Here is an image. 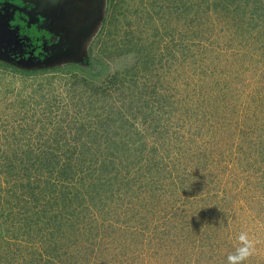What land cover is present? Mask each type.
Listing matches in <instances>:
<instances>
[{
	"label": "rangeland",
	"instance_id": "rangeland-1",
	"mask_svg": "<svg viewBox=\"0 0 264 264\" xmlns=\"http://www.w3.org/2000/svg\"><path fill=\"white\" fill-rule=\"evenodd\" d=\"M17 1L57 42L39 62L0 59V264H226L241 231L258 242L246 264H264V0H122L113 13L106 0H93L97 3L87 11L96 12H69L67 19L62 10L48 15L50 5L41 0ZM60 5L64 12L74 9ZM227 9L232 13L223 17ZM222 26L225 31H219ZM101 30H118L117 39L127 35L149 48L156 64L151 75L156 76L134 69L140 75L132 83L135 98L143 101L139 91H152L162 76L158 93L168 94V88L180 96L187 92L181 96V105H187L165 115V121L162 114L146 109L140 114L142 104L133 100L131 114L125 112L134 126L132 134L122 132L123 144L112 159L114 169H121L119 180L112 182L114 169L89 165V157L85 161L95 171L83 173L85 178L99 179L95 185L108 189L99 196L91 184L82 188L76 177L65 180L71 179L69 166L85 159L72 145L57 149L46 143L40 149L37 143L77 138L91 148L88 156L108 155L99 148L101 134L93 119L91 129L76 130L79 126L70 127L57 112L76 92L73 80L56 69L68 63L86 65L88 47ZM210 31L215 33L211 42L224 48L202 58L193 42H206ZM136 57L137 52L116 58L112 71L133 68ZM74 89L82 90L83 100L92 94ZM196 90L204 97L192 105L189 96ZM127 103L132 100L124 102L118 91L100 98L99 106L107 107L102 115L111 118L106 131H115L118 110ZM85 113L80 109L81 121ZM210 113L215 116L209 118ZM175 145L183 148L176 150ZM240 151L245 156L238 160L235 153ZM28 153L42 160L41 170L37 158L24 164ZM233 157L246 167L243 172ZM49 160L55 170L47 182L54 193L33 178L49 172ZM31 180L37 183L34 192L26 184ZM64 190L70 192L65 198ZM65 199L76 208L73 220L62 230L54 222L44 226L46 217L60 213Z\"/></svg>",
	"mask_w": 264,
	"mask_h": 264
},
{
	"label": "trees",
	"instance_id": "trees-1",
	"mask_svg": "<svg viewBox=\"0 0 264 264\" xmlns=\"http://www.w3.org/2000/svg\"><path fill=\"white\" fill-rule=\"evenodd\" d=\"M233 1L235 4V1H237V0H233ZM239 1H241V2L243 1L245 3V2H248L250 0H238V2ZM106 2L108 3V7H109L111 13H113V11L119 5V3H122V0H106ZM215 2L216 1H213L212 3L214 4ZM235 9H238L237 5H235ZM239 10H240L241 15L243 17L245 14L244 8L241 9V7H240ZM228 13L231 14L232 10L227 9L226 13L224 12V15H222V16L225 17L228 15ZM111 17H113V14L110 15V18ZM114 20L115 19L112 18L111 23ZM223 29H224V27L222 26L219 31H222ZM252 30H253L252 28H249V30H247V32L250 33ZM224 31H225V29H224ZM118 34H119L118 30H116V31L108 30L105 33L101 30V33L98 35V37L96 39H94V41H92L88 47L87 57H86L87 58L86 65H80L78 63H68L65 67L56 69L57 71H60L59 73H62L64 77H68L69 79L73 80V85H72L73 91L72 92H76V93H73V96L71 97V103L69 105L61 106L62 109L57 108V112L59 113L60 117L66 118L67 125H70V127H73L74 129L76 128V125L79 126L76 130H80V129L85 130L86 128L91 129L93 127V125L91 124L92 121H90V120L93 119L96 130H98L99 131L98 133L101 134V136L96 139V140H98L99 148L100 147L103 148L105 150V153H107L108 155L107 156L105 155L104 157L88 156V154L90 155L91 148L87 145V142H85L81 139H77V138H76V140H75V138H73V141L71 143L69 141H67L64 137L58 138L57 140H53V142H48L51 140H46L44 142L38 141V143H37L38 147L40 149H42V148L45 149L46 143H49L50 146H55L57 149L63 143L72 145L75 154L78 157H80V158L83 157L85 159H83L82 162H80V165H78V163H73L69 166L71 171H69L68 174L71 176V179H70V177H67L68 179H65V180L70 181L76 177V178H78V180H80L82 188L86 184H87V187H89V185L91 184L94 188V191L99 196H102V194L106 193L108 191V189L104 190L105 187H100V184L98 186L95 185L96 181L99 179H92V181H93V183H92V181L85 178L88 175H84L83 173L94 174V172H95L93 170H90V168L87 166L85 161L89 157L90 158L89 159L90 160L89 165L91 163H93V164H95L96 168H98V167L109 168L110 167L112 170L114 169V163H113L114 161L112 159H114V156L120 152V150L118 149V146L123 144V142L120 141V139H122V132L125 131V129H126L127 131H125V134H126V137H128L132 134V133L130 134V132L132 131V129L134 127L133 123L129 122V119H127V116L125 115L126 114L125 112H128V115H130L131 114L130 112L133 110V108H135V106H133L134 105L133 100L135 102L137 100V103L142 104L140 107L141 108L140 114H141L142 110L146 109L145 112L152 111V112H155L158 114H162L163 119L165 121H166V119L164 118L165 115L174 114L178 110H182V107L184 106V104L187 105L185 102L183 105H181L182 98L184 99V97H187V92L184 93L183 95H181L182 98L180 96V93H175L173 90H171L169 88L167 89L168 94L167 93H158L157 87L159 84H162V83H159L160 82L159 78L162 76H157L158 82H155L152 85V91L146 92L145 91L146 88H142V91H139V94L142 95V97H143V101H140V98H139V100H138V98H135V96L138 95V93L136 92L137 87H135V85H132V83L137 84L138 80L140 79V77H139L140 75H138L134 69H140L142 71H148V72H150V74H149L150 76L149 75H142V76H149L150 78H152V77L156 76V75H151V73L153 72V69H156L155 68L156 64H155V61L153 60L154 58L151 55V52L147 50L149 48L147 46L145 47V45L142 44L143 42H141L140 39H135V40H133V38L129 39V38H127V35H126V39H125V35H124V39L118 38L119 39L118 40L117 39ZM214 35H215L214 31H210L209 34L205 35V37H204L206 42H203V41L201 43H199L200 41L197 43H195V41L193 42V44H196L195 46L197 48L196 52L198 53L197 54L198 56L200 55L203 58L207 53L208 54H209V52L212 53V50L217 55H218L217 52L223 51V48H224L223 46L218 45V44H213L211 42ZM135 52H137V57L135 58L136 63L133 66V68H131V69L127 68L123 71H114V72L112 71L113 68L116 67V65L118 63V60H117L118 58H120L123 55L129 54V53L131 54V53H135ZM186 52L189 53L190 50H186ZM1 60H3V59H1ZM5 61H9V60H5ZM157 68L162 69L161 66H159ZM127 78H130V79H127ZM128 82L131 84L127 85L126 83H128ZM148 82H149V80H148ZM118 84H120V86ZM121 84H122V86H121ZM78 86L84 90V93L90 92L92 94H90L87 97H84V100H83L82 97L80 96L82 93L81 92L82 90L74 91L75 90L74 88H76ZM115 91H118L120 93L124 102L126 101V99H131L132 103H127L126 108H123L122 110H120V109L118 110L119 111L118 112V114H119L118 119L116 120V123L114 124L115 131H109V130L106 131L108 125L106 126L105 123H108L111 118L108 121L109 114L106 113V114L102 115V112L104 110H106L107 107L99 106L100 105L99 100H100V98H105V97L107 98V96L113 97V95L115 94ZM190 96H189V99L192 100L191 101L192 105L194 104L195 100H198V99L204 97L198 90L194 91V94L190 95ZM202 101H203V99H202ZM205 103H206V101H203V102H201V105H204ZM137 106L139 107V105H137ZM67 107H70V110ZM83 108L86 109V113L83 115V121H81L80 117L82 116V114H79V112H80V109H83ZM59 110H61V111L59 112ZM155 113H153V116L156 115ZM204 113L205 112H203V115H204ZM208 115H209V118H213L215 116L212 113H210ZM149 116L150 115L148 114V117ZM138 117H139V115H136V119ZM144 117L146 118L147 114H145ZM77 121L79 122V124H77ZM231 122H232V119L230 116V123ZM162 124H165V123H161L159 125L162 126ZM99 127H100V129H99ZM101 127H103L102 130H101ZM209 132L211 135V128H209L208 133ZM136 137H137V135H136ZM79 140H81V143L79 142ZM183 145H184V143H183ZM183 145H181L182 148H183ZM195 145H197V144H195ZM29 146H32V145L30 144ZM181 146L179 147V146L175 145L174 148H176V150H181ZM81 149L83 150V152L81 151ZM251 149H253V148H251ZM235 154H237L238 160H239V158L243 157L244 152L240 151V152L235 153ZM32 156L33 155L30 156V153H28L26 155V158H25L26 161H24V164H26L27 161L28 162L31 161V163H35L36 161H34V160L37 158L38 160L35 164L38 163V168L44 166V164H40V162H42V160H39L38 155H37V157H34V156L32 157ZM234 158H236V157H233L232 161L235 163V165H237L240 168V171L243 172L246 167H244L243 165H239L234 160ZM52 160H54V158ZM77 160L78 159L76 158L75 161L77 162ZM45 165L49 168L48 169L49 172H39L36 175H34L33 178L37 179L38 184H39V182L43 183V186L50 188L52 190V193H54L53 192L54 188L51 185H49V183L47 182L48 177H51V174L53 173L52 170H55L53 168L54 162L52 163L49 160V163L45 164ZM27 170H28V167H27ZM38 170H41V168H39ZM101 170L103 172H106L105 169H101ZM112 170L110 172H112ZM65 171H66V167H65ZM163 171H165L164 168H162V171H160L158 173L159 177L155 176L157 183H160L159 180H162L160 173ZM54 173H56V172H54ZM119 173L122 175L120 167L116 166V169H114V173H111V174H114V177H112L113 178L112 180H114V181H112V182H117V180H119L118 178H119V176H121V175H119ZM43 174H45V175H43ZM91 176L92 175H90L89 177H91ZM28 178H30V175H28ZM37 183L33 182V181H32V183H30V181L26 182V184L29 186V188H30V190H32V192L36 191L34 184H37ZM155 185H157V184H155ZM156 189H158V186H157V188H155L153 186V190H156ZM65 192H66V194L65 193L63 194L64 198H65V196H67L70 193L69 191H65ZM41 193H43V192H41ZM44 193H46V192H44ZM90 201L93 202V197L90 198ZM15 205L16 204H14L10 207V211H14ZM92 205H94L95 207L98 206L97 203H93ZM70 207H71L70 199L62 200L61 207L59 205V208H60L59 212L60 213L52 215L51 217H46L45 218L46 221H45V223H43V225L45 226L50 222H54L55 224H57L58 228L60 230H62L63 227H65L64 225H66L67 223H69L73 220V218H72V217H74L73 211L76 208L72 209V207L71 208ZM112 215L114 216V215H116V213H112ZM77 225L78 224H76L75 227Z\"/></svg>",
	"mask_w": 264,
	"mask_h": 264
},
{
	"label": "flooded vegetation",
	"instance_id": "flooded-vegetation-1",
	"mask_svg": "<svg viewBox=\"0 0 264 264\" xmlns=\"http://www.w3.org/2000/svg\"><path fill=\"white\" fill-rule=\"evenodd\" d=\"M8 3L15 5L14 10H11L13 7L6 6ZM27 12L25 5L17 0L0 1V24L10 29L12 34L5 52L13 61L22 64L29 63V59L33 62L42 61L50 53V47L57 42V39L42 26L41 21L36 16L31 17Z\"/></svg>",
	"mask_w": 264,
	"mask_h": 264
},
{
	"label": "clouds",
	"instance_id": "clouds-1",
	"mask_svg": "<svg viewBox=\"0 0 264 264\" xmlns=\"http://www.w3.org/2000/svg\"><path fill=\"white\" fill-rule=\"evenodd\" d=\"M237 246L226 257V264H246L256 250V240L250 237L247 231H241L236 237Z\"/></svg>",
	"mask_w": 264,
	"mask_h": 264
},
{
	"label": "crops",
	"instance_id": "crops-1",
	"mask_svg": "<svg viewBox=\"0 0 264 264\" xmlns=\"http://www.w3.org/2000/svg\"><path fill=\"white\" fill-rule=\"evenodd\" d=\"M96 1H98V0H96ZM96 1H93V0H41L40 2H42V4H49L50 5V7L48 8V15L51 16V14L60 12V10H62L61 13H60V15H63L62 17H64V18L67 19L68 15H69V12H73V13H75V12H82V13H87V14L88 13H92V12H96L94 10L87 11L88 9H91V7L94 8V5L93 4ZM99 1H101V0H99ZM60 4H62V5H68L69 8L72 6L74 9L71 10V8H70V10L68 12L67 11L64 12L63 11L64 9H59V7L61 6ZM99 7H100V5H99ZM80 16H82V15L80 14ZM80 18H81V21L82 20H87V17H85V18L80 17ZM71 21L73 22V21H75V19H73V17H72Z\"/></svg>",
	"mask_w": 264,
	"mask_h": 264
},
{
	"label": "water",
	"instance_id": "water-1",
	"mask_svg": "<svg viewBox=\"0 0 264 264\" xmlns=\"http://www.w3.org/2000/svg\"><path fill=\"white\" fill-rule=\"evenodd\" d=\"M10 32L11 30L5 25L0 24V59L12 61L13 59L5 52L6 45L10 44L12 39Z\"/></svg>",
	"mask_w": 264,
	"mask_h": 264
}]
</instances>
